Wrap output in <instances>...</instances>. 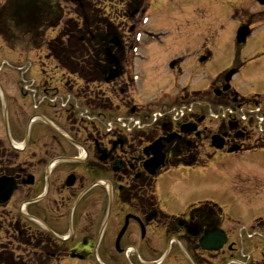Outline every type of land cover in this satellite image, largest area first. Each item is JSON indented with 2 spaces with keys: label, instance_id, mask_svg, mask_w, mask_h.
<instances>
[{
  "label": "flooded vegetation",
  "instance_id": "1",
  "mask_svg": "<svg viewBox=\"0 0 264 264\" xmlns=\"http://www.w3.org/2000/svg\"><path fill=\"white\" fill-rule=\"evenodd\" d=\"M74 1L77 9L73 14L82 22V28L76 25L77 31L70 39L87 46L104 29L99 23L101 17L96 13L94 20L86 15L93 8L87 0ZM60 3L59 0H0L1 39L9 44L16 32H34L36 36L31 41L41 45L49 39L46 31L51 29H58L63 38L67 37L66 22L72 16L64 12ZM188 5L190 17L196 11L214 16V26H207L202 32L204 38L212 36V46L198 49L195 57L198 66L213 57L218 39L213 28L227 18L229 11L234 13L232 20L238 28L247 26L254 32L264 25V3L259 0H188ZM52 15L59 19H53ZM134 16L133 12L128 14L130 18ZM136 28L137 25H132L126 40L114 31V41L107 43L114 54L118 56L121 51L131 49ZM105 41L102 39L99 45H107ZM234 44L228 59L240 66L258 61L264 55V50L259 49L244 54L242 44ZM183 61V58L172 57L170 64L173 62L175 66H169L171 71L177 74ZM5 62L8 66L12 64V72L6 75L13 77L10 80L15 91L9 93L5 83L0 81V120L6 130L5 136L0 131L3 137H0V178H13L17 190L8 202L0 204V264H15L19 260L22 264H60L68 257L90 259L93 263L97 258L108 257L112 264H121L119 257L124 255L125 258V252L129 253L128 264H135L133 254L141 264H152L156 260L159 264H226L228 257L245 252L246 240L251 241L253 248L264 242V218L256 217L252 207L259 192L264 190V174L255 170L264 167V161H260L264 160V132L259 131L258 123L261 117L264 123V93L254 95L253 100L244 104L251 110L258 109L251 111L244 123L222 125L213 133L206 117L201 121L193 119L200 133L196 138L181 134L170 143H162L165 166H169L168 162L175 156L173 146L184 142L197 160L210 157V161L220 160L228 168L224 174L225 188L217 194L222 201L170 212L161 207L155 185L157 175L166 168L151 174L145 167L151 154L144 148L153 140L141 143L142 147L138 148L126 139L112 140L106 135L97 139L83 127H75V132L70 130L65 110L53 108L50 101L45 100L44 93H49L47 86L52 81L41 83L37 90L26 88L28 77L13 66L17 64ZM3 68L0 66L1 72ZM231 69L235 70V75L239 72L238 67ZM227 72L217 76L209 92L226 84ZM219 95L233 97L235 101L241 97L233 90ZM11 112L27 119L26 135L21 138L18 133V140L11 131ZM40 122L49 125L56 134L48 139H33L32 127ZM68 132L71 138L66 137ZM213 134L223 138V147L219 150L209 142ZM197 142L204 143L208 153ZM74 148L78 156L73 154ZM83 151L86 154H81ZM191 155L187 154L188 158ZM62 164L70 166L58 169ZM233 193L236 196L231 198ZM240 197L242 200L235 202V198ZM239 212L249 220L248 224L241 223L237 217ZM221 232L225 242L220 250L202 248L203 239ZM141 251L156 258L146 261ZM259 256L251 257L247 264H264V255Z\"/></svg>",
  "mask_w": 264,
  "mask_h": 264
},
{
  "label": "rangeland",
  "instance_id": "2",
  "mask_svg": "<svg viewBox=\"0 0 264 264\" xmlns=\"http://www.w3.org/2000/svg\"><path fill=\"white\" fill-rule=\"evenodd\" d=\"M59 1L61 2L60 5L64 9V12H67L68 16H72L70 22H66L68 27L66 28L65 34L68 36L63 38L58 29H55V31L51 29L46 31L49 35V39L41 45L31 41L36 36L34 32H16L14 34L15 39L9 44L3 42L0 37V66H4L3 71H0V81L5 83L9 93L15 91L14 83L10 80V78L13 77L6 75L12 72L11 68L13 69V67L10 66L12 64L8 66V64H5V61L1 63L2 60H7L18 66L35 61L37 62L38 68L44 70L45 73H51V81L55 85L54 79L57 78L56 76L59 77L60 75L58 68L61 64V60L57 57L58 55L55 51L50 49L49 43L55 40L62 42L63 40L67 46H71V51L67 52H72L73 58L69 60L67 59V55L64 54L66 57L62 56V60H69L67 64H63H66L65 67L68 69L66 72L72 76L69 78H61V81L56 83L60 86L64 85L65 91L66 89L75 90L70 97L76 102L70 103L71 105H68L69 107H67L66 112H64L67 117L68 127L70 130L73 129L74 132L75 125L78 123L82 125L83 128L87 129L89 127L92 131L94 129L92 126H94L97 130L103 129L102 131L106 133H116V131L114 133L113 131L109 132V123L102 122L107 114L104 113L105 109H101L103 104H99V102L103 98V93L114 91L122 87V83L127 77V74H130L129 76L131 78L133 77L132 80L128 77L131 81L129 97L127 99L129 101L128 108L135 109L136 107L134 105H137L138 108L142 107L144 111L147 110L148 112L149 109H155L156 112H163V109H166V107L176 106L178 108L176 110H179L182 109V106L190 107L193 105L196 111L203 114L202 111L206 109L208 104L205 100H201V96L207 93L208 97L214 98L213 95H209L210 92L207 89L220 73H225L234 67H238L239 72L231 80V88L245 97L244 100H241H253L252 97L254 95L264 93V55L258 61L250 62L242 66L228 59L229 51L235 46V36L238 28V25L232 21L234 13L231 11H229L227 18L222 20V23L216 24L213 28V31L218 34L217 42L214 45L213 57L205 65L198 66L197 60L195 59L198 49L204 45L206 48L212 46L210 45L212 36L204 38L202 37V32L205 27L210 25L214 26V16L209 12L196 11L192 12L190 17L187 11L189 7L188 0H144V2L143 0H139L136 4L138 10L148 5L147 11L150 20L145 28L143 27L145 23H141L144 14L142 10L140 12L138 11L139 14H136L133 18L128 17V14L135 8H133L131 4V2H133L132 0H87V2L91 3L93 8L89 10L86 15H88V17L92 16L93 18L94 15L98 13L101 17L99 23L104 28L97 38L99 41L96 42L97 39H94L92 40V44H87V46H85L84 43L81 44L76 42V44H73L74 41L70 39L71 34L73 35V33L75 34L77 31L76 25L79 29L82 28V22L73 14L77 9L75 1ZM128 5L130 7H128ZM75 21H77V24ZM132 25H137L136 30L132 34V45L135 43L139 48L132 51L128 49L123 50L124 55L119 59V67L121 69L119 75L116 77L117 81H115V83H113L114 80L105 82L103 79L95 77L92 78L94 82L86 84V82L79 80L78 77L80 75L83 76V74L79 69V65L74 69L75 63L84 64L87 61L95 59L102 61L101 58H103L106 64L112 66L111 59L108 58V53L112 51L106 49L101 44L99 45V43H101L102 39L106 40V44L109 41H114V31L117 33L119 32L121 37L126 40L127 37H129L128 33ZM141 29L145 30L146 34L152 32L155 34L160 33V35L158 39H155L150 33H148L149 35L147 34L148 37L146 35L139 36ZM69 40L72 43H69ZM140 42L142 44H140ZM102 46L105 48L104 50ZM107 46H109V44H107ZM99 47L104 52H100L98 50ZM241 47L244 48V54L258 49L264 50V25L252 32ZM126 50L128 52H126ZM174 56L184 59L181 64L182 67L177 70V74L173 73L169 68L170 60ZM73 61L75 62L70 64V62ZM13 66L16 67L15 65ZM35 72L38 73L37 69H35ZM85 78L89 77L85 76ZM109 84L112 86H109ZM38 86H40V84L29 79V84L26 88L37 90ZM19 89H21V86ZM80 95L93 101V104L90 101H79L78 98H80ZM113 95L116 97L114 92ZM44 96L46 97V101H50L49 98L56 99L58 97V95L54 96L53 92L51 94L48 92L44 93ZM57 99L60 103V100H65V97H63V99H60V97ZM66 99L68 100L69 97ZM221 100L224 99H217V102ZM113 101L117 104L119 103L117 100ZM174 102H176V104H173ZM225 102L229 104L227 101ZM139 103L143 105L140 106L138 105ZM19 105L21 106L22 103ZM230 105L232 106V104ZM52 106L53 108H59V106L55 104H52ZM231 106L227 105V107ZM126 116L125 114L123 118L125 119ZM109 117L110 121L116 116L112 115ZM123 118H120L121 120L118 121V125L113 129L117 130V133H120L122 128L125 131L131 128L130 124H124ZM26 123L27 119H23L20 113L11 112V131L14 138H17V140L20 139L18 133H20L21 138L25 137ZM135 123L134 121V125ZM207 123L211 128L215 127L213 121ZM0 131L4 136L6 135V130L1 120ZM62 131L65 133L64 130ZM31 133L33 139H48L53 136V134H56L49 125L42 124L41 122L33 125ZM119 137L120 136L117 134L116 138ZM1 138L3 139V137ZM138 143L140 142H137L134 146L139 148ZM199 144L202 145V150L208 153L204 143ZM73 154L78 156V150H73ZM63 155L68 156L69 154ZM260 161L262 162L264 160L260 159ZM199 163L201 167L196 165L194 167L179 166L168 170L161 169V172L156 177L155 185L158 200L164 210L170 212H183L190 205L201 207L205 202L222 201L217 194H220L225 188L224 174L228 171L227 166L220 160L213 159L208 162L206 157L200 160ZM237 164L243 166L242 163ZM69 166L70 164H62L58 169H68ZM255 170H260V173L264 174L263 166ZM241 187L242 185L239 186V188ZM234 196H236L235 193L232 194L231 198ZM241 200V197L235 198V202H240ZM252 207L254 208L253 212L256 217L264 218V190L259 192L255 204ZM224 212H226V214L229 213L227 209H225ZM225 217L228 216L226 215ZM237 217L241 223H249V220H245L241 212H239ZM252 245L253 244L249 240L244 242L245 253H254ZM127 254L128 252H125V256H127ZM140 255L146 261H152L156 258L144 251H141ZM236 257L241 261H246V259L242 258L239 254H237ZM100 258L99 260H102L104 264H112L108 257ZM119 258L121 264H128L124 255H121ZM229 258L230 257L227 258L226 264L231 263ZM132 259L135 264H141L136 259L135 254L132 255ZM61 264H97V262L93 263L90 259L82 261L77 258L68 257L64 259Z\"/></svg>",
  "mask_w": 264,
  "mask_h": 264
},
{
  "label": "water",
  "instance_id": "3",
  "mask_svg": "<svg viewBox=\"0 0 264 264\" xmlns=\"http://www.w3.org/2000/svg\"><path fill=\"white\" fill-rule=\"evenodd\" d=\"M261 3L264 2V0H260ZM249 33L248 29H242L240 32V36H239V42H242L245 40L247 34ZM111 57V61L115 63V68H112L109 72V75L106 77V81L109 82L113 79H115L118 75H119V69H118V63L119 60L117 59V57H115L114 55H110ZM233 75V72H230L227 77L226 80L230 81L231 77ZM230 88V85L227 84L223 90H227ZM195 127L191 126V124H187L182 126V130L185 132L194 130ZM174 138H176L175 135H170L169 137L165 138L164 141L165 142H170L172 141ZM212 145L216 148V149H220L223 146V140L220 136H214L212 138ZM163 144L162 141L159 140L157 142H155L153 144V146L147 148L145 151L148 153L149 150L152 152L153 157L150 158L146 164L145 167L147 168V170L151 173L154 174L157 169H159L161 166L164 165L165 163V153L163 152ZM31 183V181H28V183ZM17 189V185L16 182L13 178H8L6 176L1 177L0 178V204H4L6 203L8 200H10V198L12 197L13 193L15 192V190ZM125 227L123 228V230L121 231L118 240H117V244L120 240V238L122 237L124 231H125ZM225 238V237H224ZM222 238V236H218V238L213 239L211 237L206 238L203 242H202V246L204 249H208V250H218L223 242L225 241V239ZM212 239V240H211Z\"/></svg>",
  "mask_w": 264,
  "mask_h": 264
},
{
  "label": "trees",
  "instance_id": "4",
  "mask_svg": "<svg viewBox=\"0 0 264 264\" xmlns=\"http://www.w3.org/2000/svg\"><path fill=\"white\" fill-rule=\"evenodd\" d=\"M53 11V10H52ZM36 34H40L39 32H35ZM5 36H9L7 34H4ZM41 35H39L38 37H40ZM105 48H107V45L102 44ZM50 49H52L53 51H55V53L58 55L57 57L61 60V63H66L71 60L72 57V52L68 53L67 51H71V46H67L63 41H53L51 43H49ZM102 46V47H103ZM101 47V48H102ZM103 47V50L105 49ZM98 50L100 52H104L102 49H100V47L98 48ZM64 54L67 55V61H63L62 60V56L66 57ZM91 60V59H90ZM102 61L99 60H91V61H85L86 63H82V64H77L75 63L74 69H76V67L79 65V69L82 71V73L86 76L89 77L90 79L92 78H101L104 79L107 75V72L109 71L110 65L106 64L105 59L101 58ZM63 61V62H62ZM75 61L70 62V64H73ZM104 62V63H103ZM205 99V96H203ZM203 97L201 100H203ZM209 99V97H206ZM212 101V100H211ZM173 153L175 154V156L168 162V164L171 167H177V166H186V167H194L196 165H199V160H197L196 158H194L193 155H191L190 150L186 147V143L184 142H180L177 143L173 146L172 148ZM187 154L191 155V158H188ZM54 259H52L53 261ZM15 264H22L21 260H19V262L15 263Z\"/></svg>",
  "mask_w": 264,
  "mask_h": 264
}]
</instances>
